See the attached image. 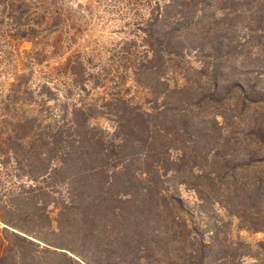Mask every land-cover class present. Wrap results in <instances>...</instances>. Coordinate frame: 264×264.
Segmentation results:
<instances>
[{"label":"trees","instance_id":"trees-1","mask_svg":"<svg viewBox=\"0 0 264 264\" xmlns=\"http://www.w3.org/2000/svg\"><path fill=\"white\" fill-rule=\"evenodd\" d=\"M75 19L60 0H0V264H180L187 241L185 261L198 258L210 243L179 196L197 159L189 112L227 100L218 89L235 88L229 64L264 30V0H119L120 91L102 98L107 69L94 80L80 50L35 85L24 72L21 44L42 47L28 56L39 66L78 39ZM219 227L205 225L213 242Z\"/></svg>","mask_w":264,"mask_h":264},{"label":"rangeland","instance_id":"rangeland-1","mask_svg":"<svg viewBox=\"0 0 264 264\" xmlns=\"http://www.w3.org/2000/svg\"><path fill=\"white\" fill-rule=\"evenodd\" d=\"M60 3L75 12L78 39L71 45L65 42L56 55L50 54L52 49L47 46L46 57L39 66H31L28 56L42 47L24 42L20 46L26 64L24 72L28 74L33 67L35 85L41 67L56 68L80 50L90 59L87 67L94 80L107 69L108 76L94 81L97 84L92 97L102 98L105 92L119 96V84H116L119 41L126 36L123 22L119 21V0H60ZM47 42L51 45L54 41L50 37ZM229 68L228 80L235 88L224 94L226 88L219 87V97L227 98L224 104H204L189 112L194 116L190 124L199 131L191 128L196 132L193 133L196 138L193 156L197 159L192 163L194 159L187 149L190 156L185 165L187 187H181L179 196L185 207L197 216L189 223L198 229L199 241L210 245L198 258L186 262L192 249L187 241L181 250L180 264H264V30L251 35L250 44ZM58 78L52 82L59 84L64 80ZM5 80L6 77L0 76V83ZM199 81L201 87H206L205 79ZM128 88L131 89L127 90L129 96L136 93L130 81L124 82L123 91ZM135 102L141 104L143 100ZM100 123L109 126L106 121L100 120ZM191 184L203 190L208 197H203L204 202L195 201L192 189H187L193 188ZM206 224L220 226L214 242L210 240L213 236L206 231Z\"/></svg>","mask_w":264,"mask_h":264}]
</instances>
